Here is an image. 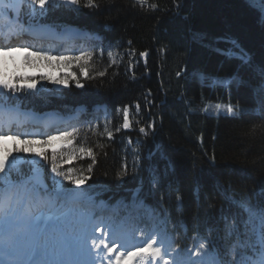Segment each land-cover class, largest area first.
Wrapping results in <instances>:
<instances>
[{"label":"trees","instance_id":"1","mask_svg":"<svg viewBox=\"0 0 264 264\" xmlns=\"http://www.w3.org/2000/svg\"><path fill=\"white\" fill-rule=\"evenodd\" d=\"M98 3V9L58 5L43 17L19 18L34 28L75 27L101 38L90 69L94 79L81 78L83 88L38 81L35 92L18 94L20 109L65 114L80 104L105 105L110 117L104 121L116 129V108L139 103L145 127L154 124L147 136L115 131L109 140L98 127L102 119L80 129L73 145L98 153L85 187L101 192V197L111 196V202L142 200L160 221H167L168 233L181 247L193 244L194 237L207 238L219 254H226L235 241L227 226L242 215L238 202L264 203V89L259 87L264 84V22L256 10L264 9V4L149 0L157 4L153 10L135 0ZM232 40L251 57L249 64L218 51H236ZM113 50L121 58L108 67V52ZM145 50L149 55L141 58L139 53ZM105 68L104 77L95 76ZM74 70L79 75L80 69ZM7 71L26 75L23 70ZM216 103L238 105L241 111L230 117L217 112ZM126 137L141 141V154L125 146ZM101 144L103 148L98 147ZM90 162L77 159L70 167L79 173ZM125 163L127 175L118 178ZM40 164L48 168L43 161ZM19 167L26 176L31 174V164Z\"/></svg>","mask_w":264,"mask_h":264},{"label":"snow or ice","instance_id":"2","mask_svg":"<svg viewBox=\"0 0 264 264\" xmlns=\"http://www.w3.org/2000/svg\"><path fill=\"white\" fill-rule=\"evenodd\" d=\"M248 3L250 7L255 6V0H248ZM260 3L264 4V0H260ZM135 4L153 10L157 8V4H149V0H135ZM58 5L77 9L100 7L98 0H0V21L10 20L13 12L17 14V22L22 13L36 19ZM256 10L260 14L259 19L264 22V9ZM230 43L236 51H218L223 55L232 53V57L242 64H249L251 57L235 40ZM21 49L26 53V60L27 57H36L49 62V66L53 61L64 62L69 67L75 63L80 69L79 75L72 72L62 78L41 76L40 79L64 87L69 86L71 80L77 88H83L81 77L95 78L90 69L94 67L96 54L91 51L53 56L48 51H29L27 45H0V264H264V203L261 202H238L242 215L239 219L234 217L227 226V234L229 237L234 235L235 241L229 244L226 254H219L216 245L207 238H199L197 242L194 237L189 247L179 244L173 247L174 241L168 233L166 220L155 224L148 232L141 231L139 241L132 244L130 239L134 237H128L123 225L105 223L102 217L97 219L94 212L82 211L85 204L89 208L93 206L84 185L98 163V153L92 147L76 148L73 145L79 130H57L58 134L46 135L43 139L12 131L13 126L20 127L18 94L35 92L38 86V80L34 77L7 71L6 57ZM132 52L134 55L135 50ZM148 55L147 50L139 53L141 58H147ZM99 56L102 57L103 52ZM108 58V67L117 63L112 52H108ZM106 74L107 68L97 71L95 76L104 77ZM259 87L264 89V84ZM261 104L264 105V100ZM140 107L139 103L135 105L137 113ZM208 107L205 105L203 111L207 112ZM214 108L217 112H226L230 117L241 111L238 105L233 106L231 103H216ZM116 111L122 112V124L115 131L132 128L129 105ZM153 127V123L139 127V133L147 136V129ZM105 134L109 140L113 139L114 133L107 127L101 133ZM56 141H60L63 148L71 146L72 151L60 152L54 146ZM98 147L103 148L104 145ZM20 154H25L23 159ZM86 158L91 162L79 174L71 167L64 170V164ZM40 161L48 168L45 169ZM21 163L32 165L30 175L26 176L21 171ZM127 167L126 163L122 165L123 173H118V178L127 175ZM47 171L52 174L51 186L44 179ZM65 181L72 187H68ZM134 206L140 211L141 206H136L135 201Z\"/></svg>","mask_w":264,"mask_h":264},{"label":"rangeland","instance_id":"3","mask_svg":"<svg viewBox=\"0 0 264 264\" xmlns=\"http://www.w3.org/2000/svg\"><path fill=\"white\" fill-rule=\"evenodd\" d=\"M22 17H24V19L26 20H30L29 18L31 17L30 15L26 14L23 16L22 14H20ZM11 18L10 20H6V21H0V26L4 25V24H8L11 27L14 28V35H21L23 36L22 39L17 40L16 43L14 44H10L9 46L12 47H16V46H22V45H27L29 51H36V50H43V51H48L50 52L51 55L53 56H58V55H78L79 52L81 50L83 51H91L93 53L97 52L98 49H96V46H92L90 48L88 47H84V45H79V41L80 40H84V42H92V41H98L99 38H95L94 39H88V36H86L85 34H81L82 36H80L79 38H77L76 40H79L78 43L73 42L72 45H68L65 47H61V44L58 43L57 41H55V39H53V37L56 35L55 31L50 30L48 28H42L41 30H43L45 32V37L43 39H36L33 37H28L26 35H24L23 33V27L21 26L20 22L15 21V17H17L16 13H12V15L10 14ZM72 28H67L64 29L62 32L68 33L71 32ZM17 32V34H16ZM85 36V38H83ZM26 42V43H23ZM52 45H57L55 48ZM60 48V49H59ZM114 54V57L116 59V61H118L121 58V55L113 50L110 51ZM26 53L23 51V49H21L20 51H14L12 53L9 54L8 57H6V62H7V69L10 70H16L18 73L20 72V70H23L25 72V74L27 76L30 77H35L38 79V81L40 82H44L47 81V79H40L41 76H49V72H50V76L53 78H62L65 76H68L69 73H76V71L74 69H79L75 63H73L70 67L66 66L64 62H51V66H49V62L44 61V60H40L36 57H27V60L25 59ZM134 64V61L131 63ZM66 67V69H65ZM74 68V69H73ZM54 69V70H53ZM70 69V70H69ZM53 70V71H51ZM128 70H130L128 68ZM83 78V77H81ZM51 82V81H49ZM72 83L71 80H69V84ZM60 88H67L64 87L62 85H59ZM120 109H122L123 107H118ZM116 108V110L118 109ZM99 112L98 115L100 116V118L102 119L100 127L101 131L104 132L105 127H107L109 130L113 131V133L115 132V128L112 127L111 124H109V121H104L103 119L105 117H108L109 112L107 110L106 112V108L104 107H99ZM115 110V125L116 128L119 127L122 124V112H117ZM21 112V119L20 121L25 122V120L28 121H32L34 118H36L35 115L24 111V110H20ZM97 114V113H95ZM79 116V115H78ZM76 116V118L78 117ZM130 119L133 122V127L130 129H122L119 132L116 133H138L141 136H144L143 134L139 133V127H145L144 125V120L143 118L140 117V111L139 113L136 112L135 109V105L130 106ZM84 121H80L78 124H75L74 122L70 123L68 127H66L65 130L67 131H71L73 128H76L78 130H80V128L84 125ZM152 123V122H149ZM26 126L28 127L29 124H26ZM95 128V127H93ZM113 128V129H112ZM28 134L34 135L36 138L38 139H43L45 138L46 135H56L58 134V132H51L49 134H45V135H38L36 133L33 132H28ZM80 134V132H79ZM78 134V135H79ZM78 138V136H77ZM77 138L75 140H77ZM74 140V141H75ZM129 141H132V143H129ZM9 144L11 142H8ZM124 144L126 147H128V149L130 151H133L134 154L139 155L142 152V146H141V141L138 139H129L128 137L125 138L124 140ZM54 146L58 148V150L60 152H64V153H70L72 151L69 150L70 148H72L71 146L69 148H63L61 143H59L58 141L54 142ZM80 147V146H78ZM77 147V148H78ZM49 151L51 152V149H49ZM35 159L39 160L38 157H36ZM71 163V162H70ZM70 163L64 164V170H67L70 167ZM72 168V167H71ZM76 174H79L76 172ZM52 176L51 172L48 173L47 176V184L49 186H51V179L50 177ZM65 184H67V182H64ZM88 195L91 197V200H95L98 201V204H104L108 207H115L116 208V212L114 214L111 215H103V214H99L96 215L97 219L99 218H103L104 222H115V221H121L122 224L126 227H128V230H125L126 234L129 235L131 234L134 238H137L135 241H130V243L135 244L139 241L140 239V232L144 231V232H148L152 229V227L155 224L160 223L158 216L153 212V210L150 207H147L143 204V202L140 200L138 204H136V206H141L140 207V211L136 210V207L134 206V201L135 199L132 198V200L130 202L124 201V200H117L115 205H112L110 203L107 202L106 199H99L96 200V194L94 192H91L88 190ZM127 206V207H126ZM86 205L82 206V211H86L85 209ZM145 213H151L152 215H146ZM173 247H175L174 243H173Z\"/></svg>","mask_w":264,"mask_h":264},{"label":"bare ground","instance_id":"4","mask_svg":"<svg viewBox=\"0 0 264 264\" xmlns=\"http://www.w3.org/2000/svg\"><path fill=\"white\" fill-rule=\"evenodd\" d=\"M10 33V32H9Z\"/></svg>","mask_w":264,"mask_h":264}]
</instances>
